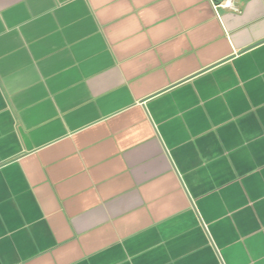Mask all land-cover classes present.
I'll return each instance as SVG.
<instances>
[{"label":"crops","instance_id":"1","mask_svg":"<svg viewBox=\"0 0 264 264\" xmlns=\"http://www.w3.org/2000/svg\"><path fill=\"white\" fill-rule=\"evenodd\" d=\"M0 0V264H264V0Z\"/></svg>","mask_w":264,"mask_h":264},{"label":"built area","instance_id":"2","mask_svg":"<svg viewBox=\"0 0 264 264\" xmlns=\"http://www.w3.org/2000/svg\"><path fill=\"white\" fill-rule=\"evenodd\" d=\"M236 0H223L222 2H220L219 4H215L214 8H222V9H230L233 10L235 9L234 7V3Z\"/></svg>","mask_w":264,"mask_h":264}]
</instances>
